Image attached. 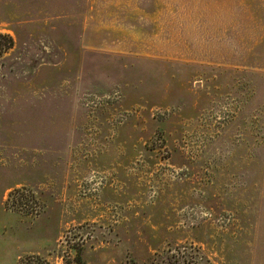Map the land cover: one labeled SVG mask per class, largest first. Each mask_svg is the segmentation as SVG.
Segmentation results:
<instances>
[{
    "label": "rangeland",
    "instance_id": "obj_1",
    "mask_svg": "<svg viewBox=\"0 0 264 264\" xmlns=\"http://www.w3.org/2000/svg\"><path fill=\"white\" fill-rule=\"evenodd\" d=\"M0 35V264H264V0H0Z\"/></svg>",
    "mask_w": 264,
    "mask_h": 264
},
{
    "label": "trees",
    "instance_id": "obj_2",
    "mask_svg": "<svg viewBox=\"0 0 264 264\" xmlns=\"http://www.w3.org/2000/svg\"><path fill=\"white\" fill-rule=\"evenodd\" d=\"M5 42V43H3ZM14 46V42L13 39L11 37H9L8 35H0V55H2L3 53L7 52L8 50L12 49ZM18 195L19 199L22 200V198L24 197V195H21V192L19 190L14 191V193H12V195Z\"/></svg>",
    "mask_w": 264,
    "mask_h": 264
}]
</instances>
